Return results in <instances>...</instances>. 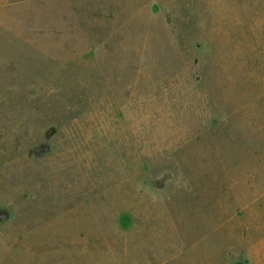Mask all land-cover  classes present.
Wrapping results in <instances>:
<instances>
[{"label":"rangeland","instance_id":"obj_1","mask_svg":"<svg viewBox=\"0 0 264 264\" xmlns=\"http://www.w3.org/2000/svg\"><path fill=\"white\" fill-rule=\"evenodd\" d=\"M0 264H264V0H0Z\"/></svg>","mask_w":264,"mask_h":264}]
</instances>
